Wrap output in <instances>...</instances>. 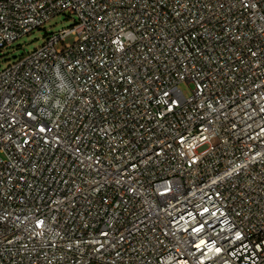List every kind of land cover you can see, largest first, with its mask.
Listing matches in <instances>:
<instances>
[{"label":"built area","instance_id":"built-area-1","mask_svg":"<svg viewBox=\"0 0 264 264\" xmlns=\"http://www.w3.org/2000/svg\"><path fill=\"white\" fill-rule=\"evenodd\" d=\"M66 11L0 70V264H264V0H0V52Z\"/></svg>","mask_w":264,"mask_h":264},{"label":"rangeland","instance_id":"rangeland-1","mask_svg":"<svg viewBox=\"0 0 264 264\" xmlns=\"http://www.w3.org/2000/svg\"><path fill=\"white\" fill-rule=\"evenodd\" d=\"M75 20L76 17L74 14H70L67 11L63 12L62 14L51 18L43 26L39 27L38 29H34L29 34L20 37L11 45L3 48L0 52V70L11 64L15 58L32 52L34 49L40 47L46 41L48 35L71 27L75 23ZM72 40L73 36L69 35L66 38V43H70ZM179 88L183 94L188 97L191 93L192 85L187 82H182L179 84ZM204 149L205 147H202L198 152Z\"/></svg>","mask_w":264,"mask_h":264}]
</instances>
